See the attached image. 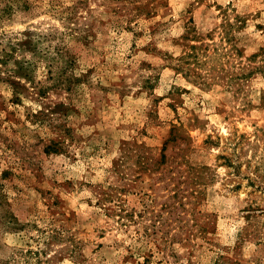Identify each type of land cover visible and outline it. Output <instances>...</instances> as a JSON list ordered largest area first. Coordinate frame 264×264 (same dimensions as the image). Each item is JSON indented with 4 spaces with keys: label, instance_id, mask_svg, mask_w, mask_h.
<instances>
[{
    "label": "rangeland",
    "instance_id": "obj_1",
    "mask_svg": "<svg viewBox=\"0 0 264 264\" xmlns=\"http://www.w3.org/2000/svg\"><path fill=\"white\" fill-rule=\"evenodd\" d=\"M5 4L0 264H264V0Z\"/></svg>",
    "mask_w": 264,
    "mask_h": 264
},
{
    "label": "trees",
    "instance_id": "obj_2",
    "mask_svg": "<svg viewBox=\"0 0 264 264\" xmlns=\"http://www.w3.org/2000/svg\"><path fill=\"white\" fill-rule=\"evenodd\" d=\"M11 11H12V5L11 4H5L3 7L0 8V20H2L4 17H7L8 15H11ZM19 46L18 50H23L24 46L23 44H19L18 43H10L8 44L7 48H3L1 50L2 52V56L0 57V65L4 68L5 72L9 75L7 79V82L10 84V86L12 87L13 90V94H14V98L15 100H17V95L20 93L19 92V87L20 84L14 80L15 76H14V71L11 73V71L9 69H7V63L8 61L13 57L14 53L16 52V47ZM24 67L20 66L19 70H16L17 75H21L20 74V70L24 71ZM2 68H0V73H2ZM50 150H54L53 148L50 149V147H47V152Z\"/></svg>",
    "mask_w": 264,
    "mask_h": 264
}]
</instances>
